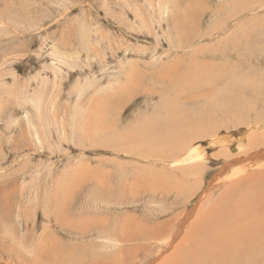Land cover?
I'll return each instance as SVG.
<instances>
[{"label":"rangeland","instance_id":"374dc122","mask_svg":"<svg viewBox=\"0 0 264 264\" xmlns=\"http://www.w3.org/2000/svg\"><path fill=\"white\" fill-rule=\"evenodd\" d=\"M170 1L0 0V264H264V10Z\"/></svg>","mask_w":264,"mask_h":264},{"label":"bare ground","instance_id":"6f19581e","mask_svg":"<svg viewBox=\"0 0 264 264\" xmlns=\"http://www.w3.org/2000/svg\"><path fill=\"white\" fill-rule=\"evenodd\" d=\"M223 1H227V0H223ZM232 4H233V8H232V16L229 20H224V19H221V20H217L215 22V24L212 25V27L209 29V33H207V36L208 37H214V36H218L221 32L222 33H227V32H230V30H233L234 29V26L237 25L239 27V29L237 30L236 32V29H235V35L233 34L232 37H231V40H236V38L238 37H242L244 36L245 34H247V32L249 33V31L252 29V26L256 25L255 23L257 22V18L258 17V14H260L263 10H264V0H232ZM147 2V7L150 8V10H152L153 12H156L155 11V8H154V3L156 2L157 5L159 6L158 8V11L156 14H159V16H163L165 17L166 15H168L171 11V7H170V4L171 1L170 0H146ZM231 3V2H230ZM173 4V2H172ZM226 5V4H225ZM157 6V7H158ZM146 7V8H147ZM141 9V7H140ZM186 9V8H185ZM137 12L135 13L137 18L139 19V22H140V26L141 27H154V23H152L151 21H155L158 17H156V14L155 13H152L150 14L149 16L150 17H147V15L145 16L144 13H145V10L143 8V10H136ZM139 11V12H138ZM147 14H148V11H147ZM256 17H255V16ZM254 16V17H253ZM241 17H244L246 18L245 21H240ZM248 17V18H247ZM173 18V17H172ZM243 18V19H244ZM226 19V18H225ZM227 19H228V16H227ZM214 22V20H212ZM245 22V23H244ZM176 23V22H175ZM234 31V30H233ZM221 33V34H222ZM239 33V34H238ZM179 35V34H178ZM177 35V36H178ZM249 36V35H247ZM227 37V36H226ZM261 38V37H259ZM246 39V38H245ZM262 39V38H261ZM252 40V39H250ZM256 40V39H255ZM259 41V40H258ZM256 41V42H258ZM230 42V41H229ZM255 42V41H254ZM255 42V43H256ZM261 43L263 42V40L260 41ZM90 43V42H89ZM182 43V42H181ZM228 43V42H227ZM263 44V43H262ZM226 45V44H225ZM90 45H88L87 47L89 48ZM181 46V45H180ZM264 46V44L262 45ZM191 47V45L189 46V48ZM181 49H185V47H179ZM58 51L60 52L61 50L58 49ZM63 52H61L59 55L61 56ZM70 53V52H69ZM80 54V53H79ZM90 54V53H89ZM128 69V70H127ZM126 69V73H127V76L128 74H130V72H132V68H127ZM225 74V73H224ZM86 81V82H85ZM84 80H80L77 82V84L75 85L76 87L78 86H81L82 88H84V86L86 87L87 85H83L85 83H87L88 85L89 84H92L91 81L85 79ZM239 81V80H238ZM85 82V83H84ZM77 90V102H79L80 100V97H81V94H82V91L81 90ZM115 91V90H114ZM113 91V92H114ZM117 91V90H116ZM108 94V93H107ZM34 99V98H33ZM38 100V103H37V109L38 110H42V102H43V97L40 95L38 98H36ZM76 102V103H77ZM175 103V102H174ZM47 109V107L45 108ZM45 109L43 111V114L45 112ZM75 113V112H74ZM43 114H41L39 112V121L40 124L34 122L30 116L28 115V113L25 114L26 116V119H27V126L29 128V130L31 132H29V134H33V136L37 139V140H41V137L42 135L45 137L46 135V131H47V126H46V118L44 116L43 118ZM79 114V113H78ZM45 115V114H44ZM75 117V116H74ZM49 119V117H48ZM50 121V119H49ZM14 122V121H13ZM17 123V122H16ZM50 125V124H49ZM254 126V125H253ZM261 126V125H260ZM43 130H40L41 128ZM49 127V126H48ZM257 127V126H256ZM181 131V130H180ZM260 131V130H259ZM50 132V131H49ZM168 132V131H167ZM171 133V132H170ZM256 133V132H255ZM9 134V133H8ZM173 134V132H172ZM32 136V135H31ZM32 136V137H33ZM172 136V135H171ZM176 136V135H173V137ZM211 136V139L209 141V144L211 146H218V147H222L224 148L225 146H229V144H231V138L226 135V134H220V135H210ZM50 137V136H49ZM183 137V136H182ZM181 137V138H182ZM253 137V136H252ZM176 138V137H175ZM174 138V139H175ZM167 139V138H166ZM252 139V138H251ZM172 140V139H171ZM180 140V139H179ZM186 140V139H185ZM188 140V139H187ZM186 140V141H187ZM181 141V140H180ZM179 141V142H180ZM169 142V141H168ZM177 142V141H176ZM167 143V142H166ZM187 143H189V140L187 141ZM186 143V144H187ZM234 143V142H233ZM239 143V142H238ZM178 144V143H177ZM182 145L184 144L181 143ZM191 146H185V147H182L183 148V153L182 155L180 156L179 154V157L176 158L175 160L172 159V161L169 163L170 165L172 166H181V165H189V164H192L200 159H202L204 156H205V153H206V148L204 145L202 144H195V145H192V143H190ZM168 145V144H167ZM164 146V145H163ZM231 146V145H230ZM178 147V146H177ZM178 149V148H177ZM251 150V149H250ZM176 151V150H175ZM185 151V152H184ZM259 151V150H258ZM172 152V151H171ZM249 153V152H248ZM258 154V153H257ZM256 154V155H257ZM257 156H260V155H257ZM172 157H175L173 156L172 154ZM158 158V157H157ZM159 159V158H158ZM161 159V158H160ZM166 160V159H164ZM160 161V160H159ZM163 161V160H162ZM165 163V162H164ZM237 163V162H236ZM246 163V162H245ZM248 163V162H247ZM235 164V163H234ZM239 164V162L237 163ZM243 164V163H242ZM236 165V164H235ZM245 165V164H244ZM242 165V166H244ZM257 165V163H256ZM250 166V165H249ZM168 167V166H167ZM194 167V166H193ZM170 168V167H169ZM224 168V167H223ZM245 168V167H244ZM185 169V168H184ZM250 169V167H249ZM193 173V172H192ZM190 174V173H189ZM238 174V173H237ZM196 175V173H195ZM194 175V176H195ZM198 175V173H197ZM196 175V176H197ZM148 177V176H147ZM211 183V182H210ZM218 184V183H217ZM221 184V182H220ZM213 186V185H212ZM219 189V188H217ZM49 219V218H48ZM47 218H44L43 220V223L47 222L48 221ZM182 219V218H181ZM50 220V219H49ZM183 222V221H182ZM184 225V224H183ZM110 232V231H109ZM179 232V231H178ZM112 237V236H111ZM113 238V237H112ZM117 245V243L115 244Z\"/></svg>","mask_w":264,"mask_h":264}]
</instances>
